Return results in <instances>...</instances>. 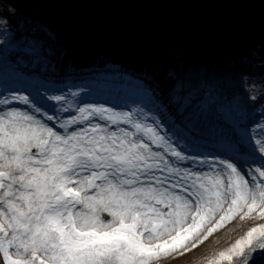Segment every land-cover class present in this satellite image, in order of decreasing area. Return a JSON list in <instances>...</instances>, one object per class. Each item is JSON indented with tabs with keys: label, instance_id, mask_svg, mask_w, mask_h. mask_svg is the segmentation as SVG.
Returning a JSON list of instances; mask_svg holds the SVG:
<instances>
[{
	"label": "snow or ice",
	"instance_id": "1",
	"mask_svg": "<svg viewBox=\"0 0 264 264\" xmlns=\"http://www.w3.org/2000/svg\"><path fill=\"white\" fill-rule=\"evenodd\" d=\"M34 2L0 14V264H163L236 220L254 226L207 264H264V75L218 72L248 0ZM164 3L233 13L106 18L121 59H77L40 19Z\"/></svg>",
	"mask_w": 264,
	"mask_h": 264
},
{
	"label": "rangeland",
	"instance_id": "2",
	"mask_svg": "<svg viewBox=\"0 0 264 264\" xmlns=\"http://www.w3.org/2000/svg\"><path fill=\"white\" fill-rule=\"evenodd\" d=\"M253 2V13L257 14L261 9L264 17V5L260 8L256 4V2L260 1L253 0ZM34 7V0H0V14L4 12L11 13L13 9L16 10L17 16L13 20V23L18 22L21 16L31 15ZM248 13L247 9L244 17H248ZM115 17L158 20L174 25L192 19L187 11H182L178 7L167 8L164 5L156 6L155 4L141 7H89L79 5L46 7L42 10L40 19L52 27L61 41L69 46L72 54H74V49L70 47L72 44H68V38L71 39L72 43L78 40H85L88 44L89 51L86 55L74 54L77 59L89 54L93 56L105 55L112 59H121L120 53L126 46L125 41L119 34L107 30L103 26L106 18ZM260 21V19L253 20L252 17V30L256 28V32H264ZM241 39L240 37L235 42V45L240 46L242 43ZM259 43L251 39L248 49H234L241 56H247L248 58L246 59H243L241 56L226 55V59L218 68L219 74L227 78H234L237 83H240L241 79L249 82L251 80L259 82L261 76L264 75V33H262ZM247 88L248 85L245 84L243 90H247ZM251 226L254 225L238 220L233 221L214 233L198 249L186 253L183 257L167 258L163 261V264H207L208 260L213 258L218 251L229 247L234 243L235 239L243 235Z\"/></svg>",
	"mask_w": 264,
	"mask_h": 264
},
{
	"label": "trees",
	"instance_id": "3",
	"mask_svg": "<svg viewBox=\"0 0 264 264\" xmlns=\"http://www.w3.org/2000/svg\"><path fill=\"white\" fill-rule=\"evenodd\" d=\"M252 1V3H251ZM260 2H256V4L261 8V6L264 5V3L261 2V0H256ZM167 5H181L182 7L188 9L191 14H193L194 18L198 17H206V18H224L233 13V8L228 5H223V4H191V3H165ZM254 4L253 0H248L247 3H245L242 8L240 9L241 14L244 16L247 12L248 9V17L246 19L250 22H252V17L253 20L256 19H262L263 14L261 12V9L258 11L257 14H254L252 11V5ZM264 29V28H262ZM243 34L247 37L251 35V32L247 31L246 29L244 30Z\"/></svg>",
	"mask_w": 264,
	"mask_h": 264
},
{
	"label": "bare ground",
	"instance_id": "4",
	"mask_svg": "<svg viewBox=\"0 0 264 264\" xmlns=\"http://www.w3.org/2000/svg\"><path fill=\"white\" fill-rule=\"evenodd\" d=\"M251 28H252V25L249 24V26L246 28V30L249 31ZM240 37L242 38L243 35H241ZM82 41H83V40H81V41L78 40V41L76 42V46H75V47L70 46L71 49L77 50V49L79 48L80 44L82 43ZM84 45H85V44H83V46H84ZM259 45H260V43H259ZM74 50H73V51H74Z\"/></svg>",
	"mask_w": 264,
	"mask_h": 264
}]
</instances>
